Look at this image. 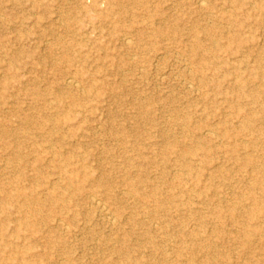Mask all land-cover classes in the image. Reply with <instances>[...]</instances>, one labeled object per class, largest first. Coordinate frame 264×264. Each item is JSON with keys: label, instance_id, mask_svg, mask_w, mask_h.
<instances>
[{"label": "rangeland", "instance_id": "374dc122", "mask_svg": "<svg viewBox=\"0 0 264 264\" xmlns=\"http://www.w3.org/2000/svg\"><path fill=\"white\" fill-rule=\"evenodd\" d=\"M202 1L0 0V264H264V0Z\"/></svg>", "mask_w": 264, "mask_h": 264}, {"label": "bare ground", "instance_id": "6f19581e", "mask_svg": "<svg viewBox=\"0 0 264 264\" xmlns=\"http://www.w3.org/2000/svg\"><path fill=\"white\" fill-rule=\"evenodd\" d=\"M198 2H199V5L202 7L203 6V1L202 0H198ZM204 4H205V2H204ZM160 32L161 31H159V32L156 31V35L157 34L159 35ZM130 40L131 39H129V38L125 39V41H127V42H130ZM239 40H240V38H239ZM263 59H264V50L261 53H258V55L256 57V64L260 65V63L263 62L262 61ZM258 68H259V66H258ZM190 71H192V70H190ZM263 78H264V71L263 70L253 71L250 74V76H249L250 82L248 80H246L245 82L242 81V83L237 85L236 88H235L236 91H237V95H239V97H240L242 95V93H243V91L241 90L242 89L241 87L249 88L251 86V83L255 84V86H252L251 89H250L251 91L249 93H247V94L250 97V102L249 103L253 104L254 106H256L258 108V112L259 113H257V112L253 113V112L248 110L246 112L242 111V113L239 114L240 108L237 109L236 113L239 114L240 117L243 118V125L237 126V127L230 126V127L225 128L223 130V134L225 136L234 138V143H236V141H237V137L236 136L239 135V133L241 134L243 129H248V128L250 129L251 125L253 126L256 122H259V123L264 122V84L262 83V81H260ZM258 139H260L259 136H255V138H253L254 141L258 140ZM247 148H249L250 151L254 150V148H251V147H247ZM247 148H246L245 152L243 153L244 155L240 157V159L242 160V163L245 164V165L246 164L250 165L253 162L254 163L258 162L259 158L251 156L250 153H249V150H247ZM234 149H236V145H234L231 148V150H234ZM262 150H263V153L260 154V155L264 156V147L262 148ZM255 173H256V175H255L256 177L249 184L248 199L251 200L252 205H253V209L250 210L248 212V214L246 215V223H245V226L243 227V233L245 234L246 237H249V236H251L253 234H258L260 232L261 226H263L262 222H264V218L262 216L264 214L263 213L264 210H263V207H262L263 204H261V199H258L259 197L256 196L255 193H254L255 189H260V192H261V196L260 197L261 198L264 197V166L259 167L257 170H255ZM93 201H97V200H95V198H94ZM108 215L111 216L112 214L110 215L108 213ZM106 216H105V218H106ZM107 218H108V216H107ZM110 218L111 217H109V219ZM260 222H261V224H260Z\"/></svg>", "mask_w": 264, "mask_h": 264}]
</instances>
